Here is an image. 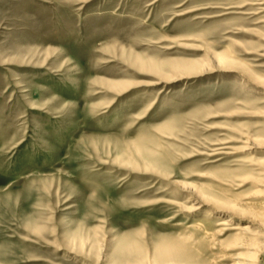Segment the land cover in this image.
<instances>
[{
	"label": "rangeland",
	"instance_id": "1",
	"mask_svg": "<svg viewBox=\"0 0 264 264\" xmlns=\"http://www.w3.org/2000/svg\"><path fill=\"white\" fill-rule=\"evenodd\" d=\"M253 263L264 0H0V264Z\"/></svg>",
	"mask_w": 264,
	"mask_h": 264
},
{
	"label": "bare ground",
	"instance_id": "2",
	"mask_svg": "<svg viewBox=\"0 0 264 264\" xmlns=\"http://www.w3.org/2000/svg\"><path fill=\"white\" fill-rule=\"evenodd\" d=\"M237 229L239 230V229H245V228H244V227H242V228H237ZM240 231H241V230H240ZM253 264H254V263H253Z\"/></svg>",
	"mask_w": 264,
	"mask_h": 264
}]
</instances>
